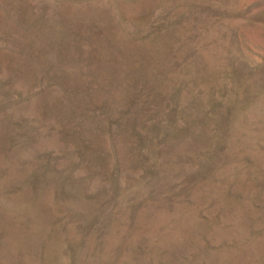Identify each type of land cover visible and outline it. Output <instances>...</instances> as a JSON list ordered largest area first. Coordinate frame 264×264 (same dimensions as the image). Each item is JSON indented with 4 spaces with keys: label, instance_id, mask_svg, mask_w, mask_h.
I'll use <instances>...</instances> for the list:
<instances>
[{
    "label": "rangeland",
    "instance_id": "obj_1",
    "mask_svg": "<svg viewBox=\"0 0 264 264\" xmlns=\"http://www.w3.org/2000/svg\"><path fill=\"white\" fill-rule=\"evenodd\" d=\"M0 264H264V0H0Z\"/></svg>",
    "mask_w": 264,
    "mask_h": 264
}]
</instances>
